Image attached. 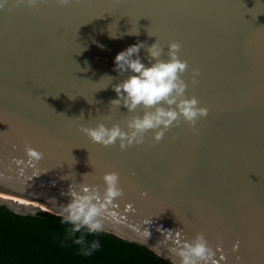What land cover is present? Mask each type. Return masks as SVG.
Segmentation results:
<instances>
[{
	"label": "water",
	"instance_id": "95a60500",
	"mask_svg": "<svg viewBox=\"0 0 264 264\" xmlns=\"http://www.w3.org/2000/svg\"><path fill=\"white\" fill-rule=\"evenodd\" d=\"M14 4L0 9V206L61 217L72 187L103 191L116 171L124 195L99 234L180 264L172 250L203 233L216 264H264V0ZM156 40L165 61L181 45L186 97L209 110L198 134L182 121L159 143L152 131L125 150L93 143L81 126L127 131L143 116L110 105L112 85L132 75L115 71V57ZM140 57L150 66L146 49ZM26 143L43 159L28 163Z\"/></svg>",
	"mask_w": 264,
	"mask_h": 264
},
{
	"label": "clouds",
	"instance_id": "9594fccd",
	"mask_svg": "<svg viewBox=\"0 0 264 264\" xmlns=\"http://www.w3.org/2000/svg\"><path fill=\"white\" fill-rule=\"evenodd\" d=\"M46 2L47 0H15L13 6L36 7ZM56 3L59 6H67L72 3V0H56ZM8 4L9 0H0V9H4ZM129 34L139 35V31L129 32ZM148 35L152 36L149 32ZM141 49H146L150 66L142 62ZM180 49L179 43H171L167 61L160 59L164 49L157 40L150 46L144 42H138L119 52L115 57V71L120 75L128 72L132 75L112 85L118 98L112 99L110 105L116 108L123 105L128 112H134L138 107L143 106L144 114L142 117L129 118L126 121L127 131L122 129L120 124H114L109 128L104 123L96 127L81 126L80 131L86 134L93 143L105 147L113 146L119 141L121 150L134 144H142L149 131L154 133V141L159 143L170 128L179 126L182 121L189 124L194 134H198L197 121L206 118L209 110L206 107H200L195 96L190 99L186 97L188 85L182 76L188 71L189 64L186 60L179 58ZM199 75L200 70L194 69L192 72L193 85L199 83L196 79ZM24 151L30 164L43 159L44 154L27 143ZM16 163L20 164L23 161H16ZM103 182V191L95 185L82 186L80 190L72 187L69 192L72 197L71 202L61 207V222L70 225L69 236L74 237L76 233H81L74 243L82 246L81 252L85 256L91 255L100 248L99 241L86 245V235L105 231L104 217L110 207L114 206V202L124 195L118 172H106L103 175ZM148 236H150L149 232ZM238 247L239 242L233 250ZM172 251L179 257L180 264H210V262L216 264L213 259L215 252L203 233H198L190 242L186 241Z\"/></svg>",
	"mask_w": 264,
	"mask_h": 264
},
{
	"label": "trees",
	"instance_id": "16d2710c",
	"mask_svg": "<svg viewBox=\"0 0 264 264\" xmlns=\"http://www.w3.org/2000/svg\"><path fill=\"white\" fill-rule=\"evenodd\" d=\"M47 213L22 216L0 206V264H162L143 251L101 234L86 235V245L99 241L91 255L69 236L70 225Z\"/></svg>",
	"mask_w": 264,
	"mask_h": 264
}]
</instances>
